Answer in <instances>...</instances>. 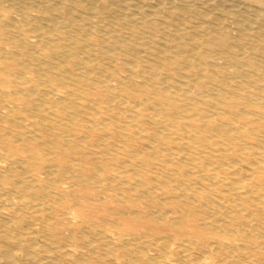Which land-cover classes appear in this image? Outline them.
I'll return each mask as SVG.
<instances>
[{
    "label": "bare ground",
    "instance_id": "obj_1",
    "mask_svg": "<svg viewBox=\"0 0 264 264\" xmlns=\"http://www.w3.org/2000/svg\"><path fill=\"white\" fill-rule=\"evenodd\" d=\"M0 264H264V0H0Z\"/></svg>",
    "mask_w": 264,
    "mask_h": 264
}]
</instances>
